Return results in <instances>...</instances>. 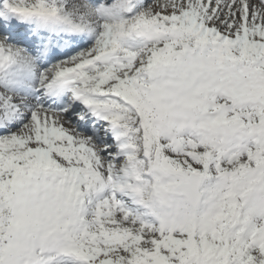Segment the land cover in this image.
Listing matches in <instances>:
<instances>
[{
	"label": "snow or ice",
	"instance_id": "obj_1",
	"mask_svg": "<svg viewBox=\"0 0 264 264\" xmlns=\"http://www.w3.org/2000/svg\"><path fill=\"white\" fill-rule=\"evenodd\" d=\"M0 264H264V0H0Z\"/></svg>",
	"mask_w": 264,
	"mask_h": 264
}]
</instances>
